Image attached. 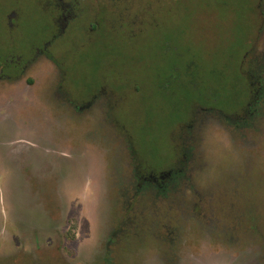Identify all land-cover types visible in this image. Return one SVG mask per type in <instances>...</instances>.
<instances>
[{"label":"rangeland","instance_id":"obj_1","mask_svg":"<svg viewBox=\"0 0 264 264\" xmlns=\"http://www.w3.org/2000/svg\"><path fill=\"white\" fill-rule=\"evenodd\" d=\"M0 264H264V0H0Z\"/></svg>","mask_w":264,"mask_h":264}]
</instances>
